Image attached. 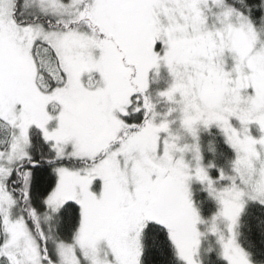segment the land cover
Instances as JSON below:
<instances>
[{"label":"snow or ice","instance_id":"1","mask_svg":"<svg viewBox=\"0 0 264 264\" xmlns=\"http://www.w3.org/2000/svg\"><path fill=\"white\" fill-rule=\"evenodd\" d=\"M0 264H264V0H0Z\"/></svg>","mask_w":264,"mask_h":264}]
</instances>
